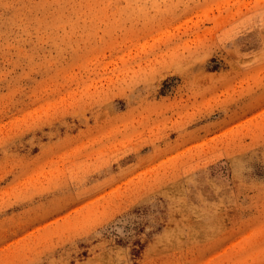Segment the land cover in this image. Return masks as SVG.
<instances>
[{"label":"rangeland","instance_id":"374dc122","mask_svg":"<svg viewBox=\"0 0 264 264\" xmlns=\"http://www.w3.org/2000/svg\"><path fill=\"white\" fill-rule=\"evenodd\" d=\"M0 264H264V0H0Z\"/></svg>","mask_w":264,"mask_h":264}]
</instances>
